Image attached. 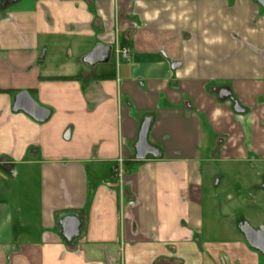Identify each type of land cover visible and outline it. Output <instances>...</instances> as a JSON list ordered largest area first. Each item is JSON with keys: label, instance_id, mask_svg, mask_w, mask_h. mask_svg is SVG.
I'll return each instance as SVG.
<instances>
[{"label": "crops", "instance_id": "obj_1", "mask_svg": "<svg viewBox=\"0 0 264 264\" xmlns=\"http://www.w3.org/2000/svg\"><path fill=\"white\" fill-rule=\"evenodd\" d=\"M97 45L116 71L83 62ZM20 92L46 121L13 111ZM146 120L158 156L135 160ZM242 162L264 177L256 2L0 0V264H259L204 193L217 163Z\"/></svg>", "mask_w": 264, "mask_h": 264}, {"label": "rangeland", "instance_id": "obj_2", "mask_svg": "<svg viewBox=\"0 0 264 264\" xmlns=\"http://www.w3.org/2000/svg\"><path fill=\"white\" fill-rule=\"evenodd\" d=\"M108 64L112 66L113 71H116L117 67L114 56ZM215 172L220 173L219 175H221L222 177H215L211 186H205L204 193H218L220 197L219 199L223 203L222 214L224 218L227 215L229 216L225 221H229L228 223L230 225L232 224L233 220L245 218V221H247L251 226L259 223L264 218V193L259 191L258 193H256L257 187L255 186L259 183L260 179L259 172L257 171V166L255 165V163H217L215 166ZM219 181H221V185L217 191L215 185ZM253 184H255L254 190L252 189ZM239 187L246 188L245 191L242 192L241 198H239V196H237V194L235 193V198L230 202H227L223 196V194L225 193L224 190H228V192H231L232 189L238 190ZM230 196L232 197V195ZM205 223V230L216 233L215 229L217 227H215L214 223H210L209 220ZM238 233L240 234L239 231Z\"/></svg>", "mask_w": 264, "mask_h": 264}, {"label": "water", "instance_id": "obj_3", "mask_svg": "<svg viewBox=\"0 0 264 264\" xmlns=\"http://www.w3.org/2000/svg\"><path fill=\"white\" fill-rule=\"evenodd\" d=\"M264 9V0H253ZM111 55V47L97 45L88 55L83 58V62L88 65L96 63H108ZM229 92L223 94V97H229ZM13 111H22L29 115L37 122H44L48 119L50 112L37 104L27 92H20L14 98ZM234 111L237 113L243 110L235 104ZM150 125V120H146L139 131L138 140L135 144V160H143L147 155L153 157L158 156L156 149L147 143V133ZM264 188V186H263ZM62 236L70 242L79 234V223L74 216H67L60 221ZM239 232L244 236L247 245L264 255V224L259 229L255 230L247 222H242L238 225ZM258 238L260 241H258Z\"/></svg>", "mask_w": 264, "mask_h": 264}, {"label": "flooded vegetation", "instance_id": "obj_4", "mask_svg": "<svg viewBox=\"0 0 264 264\" xmlns=\"http://www.w3.org/2000/svg\"><path fill=\"white\" fill-rule=\"evenodd\" d=\"M220 93L223 95V94H225L226 92H225V90H221ZM263 186H264V177H261L259 183L256 185V187H257V191H256V193H258V191L264 193V188H263ZM251 190H252V189H251ZM254 192H255V191H254ZM242 222H247V221H245V218H241V219L239 220V224H241ZM247 223H248V222H247ZM239 224H238V225H239ZM248 224H249V223H248ZM263 224H264V218H263L259 223H257V224L254 225V226H251V227L254 228L255 230H257V229H259L261 226H263ZM249 225H250V224H249ZM240 235L242 236V238H243L244 241H245L244 236H243L241 233H240ZM258 241H260L259 238H258ZM245 244L247 245L246 241H245ZM247 247H248L251 251H253V252L256 253V255H257V257H258L259 264H264V255H263L261 252H259V251H257V250H254V249L250 248L248 245H247Z\"/></svg>", "mask_w": 264, "mask_h": 264}, {"label": "built area", "instance_id": "obj_5", "mask_svg": "<svg viewBox=\"0 0 264 264\" xmlns=\"http://www.w3.org/2000/svg\"><path fill=\"white\" fill-rule=\"evenodd\" d=\"M128 50L125 48H122L119 50V55H121L123 58H127ZM118 175H121V172L119 171Z\"/></svg>", "mask_w": 264, "mask_h": 264}, {"label": "trees", "instance_id": "obj_6", "mask_svg": "<svg viewBox=\"0 0 264 264\" xmlns=\"http://www.w3.org/2000/svg\"><path fill=\"white\" fill-rule=\"evenodd\" d=\"M72 78V77H71Z\"/></svg>", "mask_w": 264, "mask_h": 264}]
</instances>
